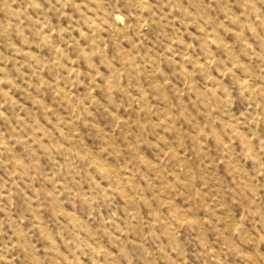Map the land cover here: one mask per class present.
<instances>
[{"label": "rangeland", "instance_id": "rangeland-1", "mask_svg": "<svg viewBox=\"0 0 264 264\" xmlns=\"http://www.w3.org/2000/svg\"><path fill=\"white\" fill-rule=\"evenodd\" d=\"M0 264H264V0H0Z\"/></svg>", "mask_w": 264, "mask_h": 264}]
</instances>
